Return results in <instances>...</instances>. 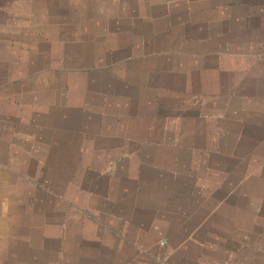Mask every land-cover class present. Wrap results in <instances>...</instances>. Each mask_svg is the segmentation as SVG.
<instances>
[{
    "label": "crops",
    "instance_id": "obj_1",
    "mask_svg": "<svg viewBox=\"0 0 264 264\" xmlns=\"http://www.w3.org/2000/svg\"><path fill=\"white\" fill-rule=\"evenodd\" d=\"M0 264H264V0H0Z\"/></svg>",
    "mask_w": 264,
    "mask_h": 264
}]
</instances>
